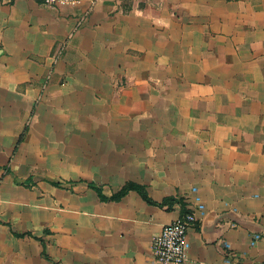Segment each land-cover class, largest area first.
I'll list each match as a JSON object with an SVG mask.
<instances>
[{
    "label": "crops",
    "instance_id": "1",
    "mask_svg": "<svg viewBox=\"0 0 264 264\" xmlns=\"http://www.w3.org/2000/svg\"><path fill=\"white\" fill-rule=\"evenodd\" d=\"M185 213L183 264H264V0H0V264H159Z\"/></svg>",
    "mask_w": 264,
    "mask_h": 264
},
{
    "label": "built area",
    "instance_id": "2",
    "mask_svg": "<svg viewBox=\"0 0 264 264\" xmlns=\"http://www.w3.org/2000/svg\"><path fill=\"white\" fill-rule=\"evenodd\" d=\"M50 7L74 6L83 0H37ZM193 213H185L173 222L164 225L153 239L151 252L159 264H183L188 259L187 233L194 225ZM226 248L228 247L225 245Z\"/></svg>",
    "mask_w": 264,
    "mask_h": 264
},
{
    "label": "trees",
    "instance_id": "3",
    "mask_svg": "<svg viewBox=\"0 0 264 264\" xmlns=\"http://www.w3.org/2000/svg\"><path fill=\"white\" fill-rule=\"evenodd\" d=\"M96 190L98 194L101 196V199L104 200L105 198L101 195L100 190L99 189H96ZM130 190H134L137 193H139L142 199L145 200L147 203L157 204L158 206H166L167 209H169L172 206V204L175 202V200L173 199H167V200L162 201L161 203H155L147 196L144 187L133 184V183H128L120 192H118L117 194H115L114 196H112L110 199H107V200H118Z\"/></svg>",
    "mask_w": 264,
    "mask_h": 264
}]
</instances>
